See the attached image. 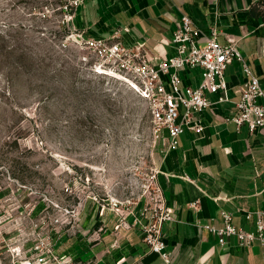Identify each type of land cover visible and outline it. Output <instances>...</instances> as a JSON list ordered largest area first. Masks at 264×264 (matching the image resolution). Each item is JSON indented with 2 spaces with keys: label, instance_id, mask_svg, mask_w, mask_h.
<instances>
[{
  "label": "rangeland",
  "instance_id": "374dc122",
  "mask_svg": "<svg viewBox=\"0 0 264 264\" xmlns=\"http://www.w3.org/2000/svg\"><path fill=\"white\" fill-rule=\"evenodd\" d=\"M63 2L0 0L2 253L33 232L72 234L67 210L79 219L89 201L140 199L157 169L145 101L92 73Z\"/></svg>",
  "mask_w": 264,
  "mask_h": 264
},
{
  "label": "crops",
  "instance_id": "0c3cea01",
  "mask_svg": "<svg viewBox=\"0 0 264 264\" xmlns=\"http://www.w3.org/2000/svg\"><path fill=\"white\" fill-rule=\"evenodd\" d=\"M182 12L203 36L213 26L219 42L231 35L264 88V0H82L75 22L85 35L118 31L125 44L143 43L150 54L168 56L173 48L165 41L170 42ZM224 75L230 100L215 103L208 94L211 106L202 113L203 131L184 129L175 149L159 146L157 182L174 218L162 224L171 264H264V244L258 239L241 245L231 235L220 244L204 228L221 227L220 211L226 210L234 225L254 231L255 213L264 210V128L250 132L226 119L235 110L243 75L235 62ZM190 82H200L198 70H192ZM143 203L134 207L136 213ZM99 210L93 201L84 204L73 233L58 237L56 250L79 264H166L148 249L132 215L116 228L117 214L108 207Z\"/></svg>",
  "mask_w": 264,
  "mask_h": 264
},
{
  "label": "built area",
  "instance_id": "2783aa9c",
  "mask_svg": "<svg viewBox=\"0 0 264 264\" xmlns=\"http://www.w3.org/2000/svg\"><path fill=\"white\" fill-rule=\"evenodd\" d=\"M81 2L64 0L60 8L69 29L75 31L76 42L90 53V70L94 75L120 82L145 101L150 114L151 133L160 146L175 149L178 136L184 129L203 131L202 113L211 106L208 94L214 97L215 103L230 100L224 72L226 66L234 62L241 67L243 79L238 99L234 101L235 110L226 119L236 127L245 125L250 132L264 128V88L231 35H226V42L221 43L213 26L203 36L193 19L182 12L170 42L165 41L172 45L173 53L168 56H161L158 52L150 54L143 43L125 44L119 40L118 31L110 36L86 37L84 30L75 22L76 8ZM194 69L200 75L196 86L190 82ZM157 173L155 169L151 183L140 199L110 198L100 204L99 212L107 207L115 212L119 218L116 228L126 225V217L132 215L133 224L139 225L142 240L148 249L159 254L166 264H171V253L164 250L162 224L174 220L173 209L166 204L163 190L157 182ZM142 199L144 203L136 213L134 207ZM67 212L73 220L71 227L75 228L78 211L71 209ZM220 214L221 227L204 225L220 244L231 235L237 236L241 245H249L255 239L264 244V210L255 213L254 231H245L234 225L230 212L221 210ZM141 216L146 217L144 222ZM245 216L250 217L251 212H246ZM56 240L42 232H33L30 243L19 237L16 243L0 252V264H79L71 255L56 250Z\"/></svg>",
  "mask_w": 264,
  "mask_h": 264
}]
</instances>
